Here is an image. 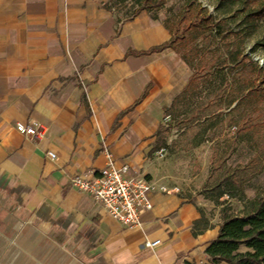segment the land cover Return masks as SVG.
<instances>
[{"label":"crops","instance_id":"crops-1","mask_svg":"<svg viewBox=\"0 0 264 264\" xmlns=\"http://www.w3.org/2000/svg\"><path fill=\"white\" fill-rule=\"evenodd\" d=\"M171 36L147 10L118 22L98 0H0V264H210L220 208L176 190L151 152L193 76L174 47L149 51ZM22 121L43 133H19ZM103 141L156 185L140 227L70 184L106 164Z\"/></svg>","mask_w":264,"mask_h":264},{"label":"rangeland","instance_id":"rangeland-1","mask_svg":"<svg viewBox=\"0 0 264 264\" xmlns=\"http://www.w3.org/2000/svg\"><path fill=\"white\" fill-rule=\"evenodd\" d=\"M98 1L110 2L121 20L136 9L132 0ZM149 5L150 14L156 13L176 30V48L196 76L186 98L164 113L158 128L165 145L154 154L165 162V179L184 195L211 201L223 171L244 167L234 181L242 179L241 188L253 196L255 188L264 186V92L246 94L264 87V76L254 69L264 68V0H150ZM188 8L187 14H211L213 19L185 29L179 22ZM217 22L216 33L212 28ZM236 49L245 56L244 69L232 60L230 52ZM241 96H245L241 106L230 110L236 103L230 106L231 100ZM247 113L256 125L238 134L236 128ZM223 200L234 212L244 205L239 192L224 194L219 202ZM57 244L62 256L69 253L65 243ZM71 262L62 257L61 264Z\"/></svg>","mask_w":264,"mask_h":264},{"label":"trees","instance_id":"trees-1","mask_svg":"<svg viewBox=\"0 0 264 264\" xmlns=\"http://www.w3.org/2000/svg\"><path fill=\"white\" fill-rule=\"evenodd\" d=\"M132 1H135L136 9H134L132 14H130L128 18L122 20L131 19L139 11L150 9V0ZM101 4L105 9L110 10L116 16L113 5L110 4V2ZM189 11L190 8L184 11L185 15L181 17L179 22L180 24H183L185 29L200 25L202 24L203 20H206L207 23L209 20L213 19V16L211 14L201 17L197 13H194V15H191L190 13L187 14L186 12ZM151 15H153L154 18L158 19V15H156V13H152ZM116 19L118 22L122 21L118 16H116ZM218 24V22L214 23V27H211L216 33L218 32ZM164 26L168 30H170L172 35L171 39L165 44L152 47V49L149 50L150 52L162 50L167 46H172L177 50L175 44L177 38L176 30L167 22L164 23ZM177 52L179 53L178 50ZM230 54L233 61L238 60L239 64L241 63V68L244 69V67H246V64L244 63L245 56L242 53V50L236 49L231 51ZM254 69L257 71V74L259 76H264V68L262 66H259L257 68L254 67ZM194 75L195 73L188 81L181 94H179V96H177L173 100L172 105L165 109L166 114L171 113L177 107V105L181 103L183 98H186L191 88L190 86L196 77ZM262 92H264V87L255 88L252 89V91H248L246 96H250V94L253 93H256L257 96H260ZM145 93L146 91L143 93V95ZM244 97L245 96H241L240 98L232 99L230 102V106L234 102L236 103L233 107L230 108V110L239 108ZM262 101L263 100H260V102ZM247 116L248 117L241 118V122L236 128L238 134H240L241 132H244V134H246L255 127L256 123L252 120L248 113ZM157 132V139L151 152L160 150L164 148L163 146L165 145V139L159 135V130H157ZM243 168L244 167L240 168L238 166H235L233 168L228 167V169L224 170L222 173L223 175L217 184L218 193L214 195V197L210 198L211 201H213L215 204L221 205L219 209V216L221 218L218 232L219 235L206 247L210 264H218L221 260H224L229 264H264V186L255 188L257 191L253 196H247L245 190L241 188L243 180L240 179L239 183H235L234 181L236 178H238V175L236 173L243 170ZM237 192H239L240 199L244 203L240 211L234 212L231 204H228L226 200L219 202V199L222 195L228 194L230 196H236ZM240 244H244L247 247H250L251 250H248L245 253L237 252V249L239 248L238 246Z\"/></svg>","mask_w":264,"mask_h":264},{"label":"built area","instance_id":"built-area-1","mask_svg":"<svg viewBox=\"0 0 264 264\" xmlns=\"http://www.w3.org/2000/svg\"><path fill=\"white\" fill-rule=\"evenodd\" d=\"M16 129L21 134L37 136L43 133L39 123L17 122ZM102 151L106 164L96 169H85L70 176V184L80 192H86L108 212L111 219L124 226L142 225L141 213L153 207L151 196L155 192L154 181L143 174H132L128 164H118L108 145L103 141ZM48 155L55 157L53 151ZM160 190L166 191L164 186ZM160 239L145 240V247H153Z\"/></svg>","mask_w":264,"mask_h":264}]
</instances>
